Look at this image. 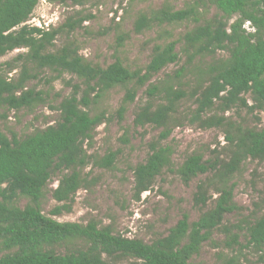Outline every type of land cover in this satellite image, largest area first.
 Here are the masks:
<instances>
[{"label":"trees","instance_id":"1","mask_svg":"<svg viewBox=\"0 0 264 264\" xmlns=\"http://www.w3.org/2000/svg\"><path fill=\"white\" fill-rule=\"evenodd\" d=\"M38 2L0 0V56L15 49H26L12 61L5 62L11 72L17 65L15 62L22 61L16 79L0 69V108L18 110L44 101L42 91L25 89V82L36 76L31 72L34 69L47 67L73 73L84 87L79 92L76 84L72 92L62 98L57 106L60 117L54 124L23 136L13 131L8 136L0 129V244L7 250L0 256V264H118L115 261L118 258H130L139 264H200L190 261L192 255L209 239L224 215L235 208L229 179L245 159H264V128L256 130L235 125L225 116L233 106L251 112L264 111V0H193L191 5L181 9L162 5L150 13L140 12L134 20L133 30L137 33L153 25L193 20L196 24L181 38L187 65L197 56L213 55L219 50L227 52L225 59L198 71L193 85L180 83L186 66H181L173 75L166 74L162 81L150 82L144 91L146 100L134 115L136 126L162 127L156 140L148 142L149 153L145 160L133 169V196L137 200L150 190L154 178L164 168H171L173 148L162 145L161 141L170 135L176 105L186 96L193 98L196 104L189 114V123L204 129L226 126L223 131L229 146L225 158L204 159L199 153L185 157L175 170L184 182L205 175L196 185L195 201L204 205L209 192L218 195L213 207L196 221L189 223L184 214L165 236L151 243L113 233L109 226L100 227L95 220L85 224L58 221L42 212L40 200L52 174L68 169L51 190L52 198L62 202L50 211L58 215L63 209H69L68 202L82 187L83 167L93 161L98 167L112 168L117 151L108 150L98 158L87 151L86 141L90 142L94 128L106 119L105 111L91 113L90 106L105 91L122 86L125 93L116 111L121 119L126 104L134 101L137 89L163 67L179 59L175 49L178 41L154 44L143 69L130 70L118 59L102 67L85 59L73 42L50 49L57 35L65 32L68 36L92 16L76 19L70 16L58 27L31 25L27 21ZM206 2L214 5L220 15L201 22L199 7ZM234 14L237 17L229 22ZM246 22L252 30L244 27ZM123 39V36L117 37L118 45ZM245 94L250 95L251 104ZM211 110L217 113L209 114ZM17 196H25L30 203L24 207L15 205L13 200ZM246 232L247 244L261 252L264 263V213L247 226ZM72 239H81L86 247L65 253L53 250L54 245ZM103 256L114 261H107ZM234 260L224 264H238Z\"/></svg>","mask_w":264,"mask_h":264},{"label":"rangeland","instance_id":"2","mask_svg":"<svg viewBox=\"0 0 264 264\" xmlns=\"http://www.w3.org/2000/svg\"><path fill=\"white\" fill-rule=\"evenodd\" d=\"M192 1L39 0L27 21L31 25L58 27L70 16L75 19L79 16H92L84 20L82 25L77 26L68 36L65 32L57 35L51 50L58 49L66 42H73L79 48V53L93 64L105 67L118 59L130 70L145 67L156 43L177 40L175 49L179 53V59L175 63L163 67L145 85L137 89L134 101L126 104L121 119L116 111L125 93L122 86L105 91L90 106L91 113L105 111L106 119L94 128L90 142L86 141L87 151L96 158L108 150L117 151L114 165L112 168H101L90 161L83 167L82 187L74 194L72 201L68 202L69 209H63L58 215H52L50 211L62 202H56L52 198L51 190L68 169L54 172L40 200V208L45 215L58 221L81 224L95 220L100 227L109 226L113 233L151 243L165 236L184 214L191 223L213 207L217 192H209L210 197L204 205L194 199L196 185L205 179V175L184 182L175 170L185 157L192 153L202 154L204 159L225 158L229 148L223 131L226 126L204 129L196 123H189V114L196 106L194 99L189 95L177 103L175 121L173 120L169 126L170 135L161 141L162 145H170L173 148L171 168H164L154 178L150 190L143 192L139 200L133 196V169L136 164L145 160L149 153L148 142L156 140L162 129L151 124L136 126L133 122L138 107L146 100L144 91L147 85L150 82L154 84L164 80L166 74L173 75L181 66H186V70L180 77V83L189 82L188 85H193L198 71H204L209 64L227 57L226 51L219 50L213 55L197 56L187 65V57L181 50V38L196 24L193 20L153 25L138 33L134 32L133 23L140 12L150 13L162 5L181 9L191 5ZM199 10L201 22L220 15L210 2L200 6ZM236 17L237 14H234L229 22ZM244 27L252 30L247 22ZM118 36L124 37L121 45L117 43ZM25 50L15 49L0 56V69L16 79L22 61H16L17 65L11 72L8 71L5 62L12 61L17 54ZM31 72L36 76L25 82V89L42 91L44 101L18 110L0 108V129L8 136L10 131L23 136L54 124L60 117L57 106L62 98L68 96L76 84L79 92L84 87L81 79L66 71H54L44 67ZM244 96L248 104H251L250 95ZM209 112L217 113L216 110ZM3 115L5 117H2ZM225 116L235 125L256 130L264 128V111L251 112L246 108L233 106L225 112ZM228 183L232 184V202L235 208L224 215L220 225L212 231L209 239L201 244L199 251L192 255L190 261L200 264H224L230 259H235L238 264H264L261 252L247 244L246 232L247 226L264 213V159H245ZM13 203L24 207L30 201L25 196H17ZM85 247L86 243L81 239H72L54 245L53 250L56 253H65ZM6 252L7 250L0 244V256ZM103 258L114 261L106 256ZM115 261L118 264H139V261L135 263V260L130 258H118Z\"/></svg>","mask_w":264,"mask_h":264}]
</instances>
